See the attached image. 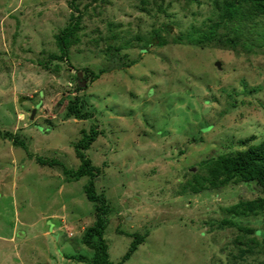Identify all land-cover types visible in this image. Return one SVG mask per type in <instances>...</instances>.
Masks as SVG:
<instances>
[{"label":"rangeland","instance_id":"374dc122","mask_svg":"<svg viewBox=\"0 0 264 264\" xmlns=\"http://www.w3.org/2000/svg\"><path fill=\"white\" fill-rule=\"evenodd\" d=\"M70 2L0 0V264H89L98 204L64 169L92 126L112 262L264 264V209L242 206L264 190L207 176L264 140L263 0ZM76 96L92 116L70 115Z\"/></svg>","mask_w":264,"mask_h":264},{"label":"trees","instance_id":"16d2710c","mask_svg":"<svg viewBox=\"0 0 264 264\" xmlns=\"http://www.w3.org/2000/svg\"><path fill=\"white\" fill-rule=\"evenodd\" d=\"M74 1L75 0H71L70 2L72 6ZM227 8L229 9V14L233 15L232 13L237 9V5L229 3L227 4ZM260 9L264 12V4ZM78 18L76 17V20L72 24H69L56 36L62 56L66 58L68 63L69 60L67 59L66 40L78 26ZM83 70L85 71L87 68H84ZM94 76L96 77V74H94ZM77 82L78 88H84L86 85V80H77ZM78 100V96L68 100L67 110L70 115L78 119H87L92 116L91 113L81 110L78 106ZM96 130L95 126H92L88 131L84 129L81 131L80 138L74 144V152L76 157L79 159V165L75 170L64 169V172L71 175L75 180H78L83 176L88 177L83 186L84 193L89 201L98 204L95 207L97 211V219L95 223L86 230L81 240L87 247L93 250V255L88 259L84 258L82 255L76 258L79 260L85 259L84 261L89 264H121L119 262L114 263L109 259L107 243L103 237V231L108 225V220L105 218L104 214L108 211L109 206L106 203L105 197L102 194H99L95 189V179L100 174V168L92 163L91 159L85 152L89 148L90 144L95 141L97 136ZM3 136L11 137L15 144L21 145L25 148L23 141L19 140L16 136L14 137L11 132L5 131ZM37 160L39 164L42 165L47 164L52 166L58 163L57 160L44 161L41 158H37ZM207 171V176L210 177V179L208 178V182L212 186L221 185L227 180H255L256 183L264 190V140L257 144H251L247 147V149L239 151L235 155L220 154L215 161H212L211 164L207 166ZM199 179L200 178H198V180ZM237 205L238 204L232 207H237ZM242 206H244L245 211L248 212L249 210L251 212L254 209H264V197L247 200L244 203L242 202ZM94 236L97 237V241L92 240ZM135 245V242H131L129 252L134 250L133 246ZM128 256L129 253L127 252L124 258H127Z\"/></svg>","mask_w":264,"mask_h":264},{"label":"water","instance_id":"95a60500","mask_svg":"<svg viewBox=\"0 0 264 264\" xmlns=\"http://www.w3.org/2000/svg\"><path fill=\"white\" fill-rule=\"evenodd\" d=\"M217 66H219L218 63H217ZM34 112H35V110L33 109V110H32V113H31V115H30V119H32Z\"/></svg>","mask_w":264,"mask_h":264},{"label":"crops","instance_id":"0c3cea01","mask_svg":"<svg viewBox=\"0 0 264 264\" xmlns=\"http://www.w3.org/2000/svg\"><path fill=\"white\" fill-rule=\"evenodd\" d=\"M78 256H80V255H77L76 257H78ZM75 260H77V261H78L79 259H77V258H76ZM79 261H82V260H79ZM82 262H84V261H82ZM78 263H80V264H81V262H78Z\"/></svg>","mask_w":264,"mask_h":264}]
</instances>
